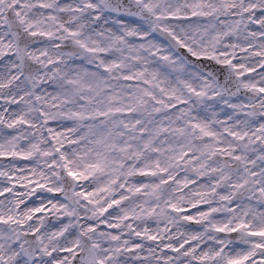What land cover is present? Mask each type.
Wrapping results in <instances>:
<instances>
[{
    "label": "snow or ice",
    "instance_id": "obj_1",
    "mask_svg": "<svg viewBox=\"0 0 264 264\" xmlns=\"http://www.w3.org/2000/svg\"><path fill=\"white\" fill-rule=\"evenodd\" d=\"M0 264H264V0H0Z\"/></svg>",
    "mask_w": 264,
    "mask_h": 264
}]
</instances>
